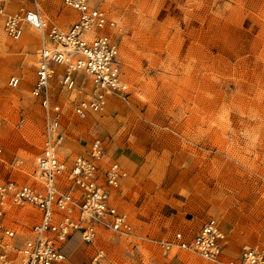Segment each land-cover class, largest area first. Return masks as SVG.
<instances>
[{
  "label": "rangeland",
  "instance_id": "rangeland-1",
  "mask_svg": "<svg viewBox=\"0 0 264 264\" xmlns=\"http://www.w3.org/2000/svg\"><path fill=\"white\" fill-rule=\"evenodd\" d=\"M88 1L113 21L97 32L116 41L130 92L78 114L91 83L79 73L67 89L56 65L57 150L69 166L101 140L126 173L110 201L132 230L118 234L99 224L92 242L73 230L55 264H87L97 252L107 264H226L246 246L264 253V0ZM21 7H37L61 29L77 18L62 0L5 5L8 12ZM3 20L0 13V183L36 185L47 138L46 112L31 94L42 35L24 23L11 38ZM10 76L18 86L8 85ZM70 182L65 173L61 185ZM39 216L30 204L8 202L4 222L21 241ZM209 218L223 233L219 260L163 245L176 231L190 237Z\"/></svg>",
  "mask_w": 264,
  "mask_h": 264
},
{
  "label": "built area",
  "instance_id": "built-area-1",
  "mask_svg": "<svg viewBox=\"0 0 264 264\" xmlns=\"http://www.w3.org/2000/svg\"><path fill=\"white\" fill-rule=\"evenodd\" d=\"M7 1L0 0L6 35L19 38L24 23L42 35L31 94L46 112L47 138L36 160L39 184L11 180L0 183V264H55L64 259L61 243L73 230H79L86 242L93 241L99 224L118 234H131L132 230L126 214L110 201L111 189L120 184L126 173L117 161L107 157L101 140L93 139L86 153L75 155L69 166L58 155L62 138L57 118L60 106L50 90L55 66H62L59 82L67 89L75 87L78 72L91 83L90 99L79 101L75 107L78 114L87 109L100 110L109 94L126 98L130 87L116 41L105 32H97L113 24L103 10L88 0H62L64 6L76 12L77 18L61 29L48 22L37 7L8 12ZM19 82L17 76L8 79L12 87ZM65 173L71 182L63 186L61 179ZM8 202L30 204L40 211L39 219L21 241L16 229L4 222ZM171 244L216 261L224 249L223 233L215 218L205 221L190 237L176 231L172 241H163L166 248ZM103 256L97 252L87 264H107ZM226 264H264V253L246 246Z\"/></svg>",
  "mask_w": 264,
  "mask_h": 264
},
{
  "label": "bare ground",
  "instance_id": "bare-ground-1",
  "mask_svg": "<svg viewBox=\"0 0 264 264\" xmlns=\"http://www.w3.org/2000/svg\"><path fill=\"white\" fill-rule=\"evenodd\" d=\"M69 16V13L67 11H64L63 14H62V17H68ZM30 28H33V27H30ZM35 30V28H33ZM81 73V72H78V74ZM82 83H85L84 81Z\"/></svg>",
  "mask_w": 264,
  "mask_h": 264
}]
</instances>
